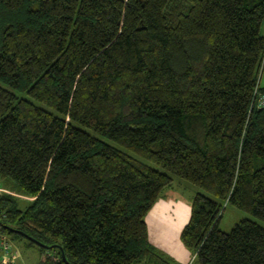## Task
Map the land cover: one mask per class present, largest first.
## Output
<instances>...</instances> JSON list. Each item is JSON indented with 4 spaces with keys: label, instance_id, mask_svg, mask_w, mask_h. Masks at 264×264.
I'll return each mask as SVG.
<instances>
[{
    "label": "trees",
    "instance_id": "1",
    "mask_svg": "<svg viewBox=\"0 0 264 264\" xmlns=\"http://www.w3.org/2000/svg\"><path fill=\"white\" fill-rule=\"evenodd\" d=\"M263 25L264 0H0V182L35 197L0 195L4 231L40 264H175L146 217L178 176L196 264H264V224L220 228L264 221Z\"/></svg>",
    "mask_w": 264,
    "mask_h": 264
},
{
    "label": "rangeland",
    "instance_id": "2",
    "mask_svg": "<svg viewBox=\"0 0 264 264\" xmlns=\"http://www.w3.org/2000/svg\"><path fill=\"white\" fill-rule=\"evenodd\" d=\"M262 30L264 31V25ZM262 82H264V71ZM148 163L161 169L156 163L151 161H148ZM7 190L9 189L7 188ZM199 191L200 188L198 186L181 177L174 176L173 184L163 191L146 217L149 226V238L162 245L163 251L166 254L167 251L171 254L169 257L172 258L170 259L175 264H196L194 252L181 241V232L191 217L193 198ZM208 194L212 196L210 193ZM13 195L15 196L16 193L13 192ZM33 199L34 196L26 195V198L23 199L18 197V202L24 208ZM223 208L220 228L224 231H230L243 218H252L264 224L263 220L233 205H227L226 203ZM10 237L15 244V247L13 245L14 249L19 253L18 261L24 262L25 260L31 264H37L40 261L42 247L31 244L24 237L16 234H10ZM157 243H155L156 247L160 248Z\"/></svg>",
    "mask_w": 264,
    "mask_h": 264
},
{
    "label": "built area",
    "instance_id": "3",
    "mask_svg": "<svg viewBox=\"0 0 264 264\" xmlns=\"http://www.w3.org/2000/svg\"><path fill=\"white\" fill-rule=\"evenodd\" d=\"M263 71L264 61L262 63L259 82H261ZM259 82L254 89L252 106L264 107V90L260 89ZM5 216L6 214L2 213V215H0V221L3 222V218ZM3 227V224L0 223V264H23L22 262L18 261L19 254L13 247L10 235L4 231Z\"/></svg>",
    "mask_w": 264,
    "mask_h": 264
},
{
    "label": "crops",
    "instance_id": "4",
    "mask_svg": "<svg viewBox=\"0 0 264 264\" xmlns=\"http://www.w3.org/2000/svg\"><path fill=\"white\" fill-rule=\"evenodd\" d=\"M13 192H15L16 193V195H15V197H19V198H26V195L25 194H23V193H19V192H17V191H15V190H12V191H10V189L9 190H7V188L2 184V182H0V195L1 194H3V193H9V194H12L13 195ZM19 195H24V196H19ZM28 198V197H27ZM35 198V197H34ZM157 202V201H156ZM155 202V203H156ZM155 205V204H154ZM153 205V206H154ZM153 208V207H152ZM151 208V209H152ZM151 211V210H150ZM149 211V212H150ZM149 214V213H148ZM147 225H148V223H147ZM148 230H149V226H148ZM182 233V232H181ZM149 237H150V233H149ZM12 240V239H11ZM150 241L152 242V244H154V245H156L155 243H157L156 241H154V240H151V238H150ZM181 241H182V238H181ZM183 242V241H182ZM12 244L14 245V247H15V244L12 242ZM158 244V243H157ZM183 244H184V242H183ZM185 245V244H184ZM158 246L160 247V249H162L163 250V246L162 245H160V244H158ZM186 246V245H185ZM187 247V246H186ZM165 250V249H164ZM16 251V250H15ZM166 251V250H165ZM18 252V251H17ZM167 253L169 254V255H171L168 251H167ZM19 254V253H18ZM194 255V254H193ZM195 256V255H194ZM24 257V256H23ZM22 262V261H21ZM23 264H31V263H28L27 261H25L24 260V262H22ZM38 263H40V261L38 262ZM37 263V264H38ZM139 264H143V263H139ZM189 264V263H188Z\"/></svg>",
    "mask_w": 264,
    "mask_h": 264
},
{
    "label": "water",
    "instance_id": "5",
    "mask_svg": "<svg viewBox=\"0 0 264 264\" xmlns=\"http://www.w3.org/2000/svg\"><path fill=\"white\" fill-rule=\"evenodd\" d=\"M0 223H2V222L0 221ZM7 228H8L10 231H12V232H17V233H20V234L24 235L26 238H28V239L34 241L36 244H38V245L41 246V247H44L45 249H52V248H53L52 245L44 244V243H42V242H40V241L34 239L33 237H31L30 235H28L27 233H25V232H23V231L17 230L16 228H13V227H11V226H8ZM63 257L66 259V255H65L64 252H63Z\"/></svg>",
    "mask_w": 264,
    "mask_h": 264
}]
</instances>
